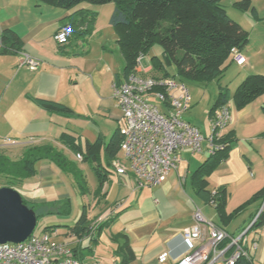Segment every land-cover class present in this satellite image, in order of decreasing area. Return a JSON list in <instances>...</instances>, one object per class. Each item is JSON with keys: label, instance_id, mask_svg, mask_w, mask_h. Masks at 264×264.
<instances>
[{"label": "crops", "instance_id": "1", "mask_svg": "<svg viewBox=\"0 0 264 264\" xmlns=\"http://www.w3.org/2000/svg\"><path fill=\"white\" fill-rule=\"evenodd\" d=\"M83 9L90 10V7ZM72 13V10L65 11L33 0H0V36L3 31L10 30L21 41L19 52L0 56V149L9 158L13 156L14 161L27 149L45 145L66 156L63 151L70 150L61 143L62 134L74 137L82 150V141L86 144L101 139L105 145L119 128L120 113L115 106L112 87L125 81L124 59L121 70L116 71L111 54L104 57L106 48L97 57H90L88 39L95 23L90 34L69 37L66 44H57L53 37L65 27L64 20ZM24 55L38 62L35 71L20 65ZM138 70L142 77H162L161 73L152 74L151 67ZM35 99L55 102L71 115L49 113L37 106ZM253 104L235 111L236 118L242 121L251 114ZM232 127L230 124L224 133L232 130L236 138ZM185 151L190 152H181L177 168L161 185L143 189L136 188L130 175H116L111 165L105 160L103 163L100 154L106 179L95 201V211L100 217L106 209L119 203L120 208L112 216H115L113 222L99 233L81 240L70 234L66 226L59 229L48 225L45 228L52 229L45 231L43 228L40 234L53 235L54 241L65 244L70 255L75 254L82 264H120L121 258L115 256L114 251L122 240H113L115 235L127 236L135 254L129 264H160L158 259L164 253L167 259L163 264H176L186 253L181 234L193 225L196 210L228 236H238L248 229L256 214L260 210L264 212V197L251 202L234 218L222 221L213 207L197 198L194 190L192 176L208 159L206 149L200 155L206 152L207 158L201 163L195 161L192 169L191 162L183 158ZM34 169L35 176L19 183L26 190L18 193L26 205L34 208L36 216L53 215L44 208L49 203L68 200V180L48 161L36 163ZM251 170L249 156L241 146L232 144L226 159L207 177L211 192L217 188L226 191V216L264 190V171ZM37 192L40 194L36 195ZM244 249L252 264H264V220L259 226L249 228Z\"/></svg>", "mask_w": 264, "mask_h": 264}, {"label": "trees", "instance_id": "2", "mask_svg": "<svg viewBox=\"0 0 264 264\" xmlns=\"http://www.w3.org/2000/svg\"><path fill=\"white\" fill-rule=\"evenodd\" d=\"M36 3L59 8L65 11L72 10L64 20L66 27H70V38L86 36L91 33L96 20V13L79 8L82 3L90 5H114L109 18V25L116 32V44L122 55L125 66L123 75L126 78L133 73L137 60L147 54L149 49L157 43L161 48L159 61L152 58V71H159L162 77L173 78L180 82L191 80L197 83H208L218 79L227 62H234L233 52H241L246 46L247 33L226 15L220 0H33ZM234 7L242 10H251L256 16L255 8L251 7L249 0L235 2ZM0 56L17 53L21 49V41L17 35L5 30L0 36ZM173 68L176 76L171 77L166 68ZM154 78V77H153ZM157 78V77H155ZM175 79V78H174ZM183 83V82H182ZM158 91V89H156ZM264 93V76L250 75L236 89L233 102L237 110H241L254 102ZM34 102L43 110L64 116L71 113L63 106L48 100L35 99ZM229 96L227 89L220 88L219 96L209 112L227 106ZM264 112V107H262ZM228 127V126H227ZM227 129V128H226ZM123 136L117 129L110 137L107 144L103 145L101 139L93 143H86L84 150L75 143V138L62 134L60 141L72 153H80L83 161L91 162L97 178L96 195L101 193L102 185L106 179V169L100 164V154L103 151L105 161L110 165L117 158ZM236 141L234 131L223 133L216 140V145L223 149L208 155V159L192 176L194 190L197 198L206 205L215 209L219 218L228 221L239 214L254 200L264 197V190H260L252 199L226 216L224 207L227 194L224 188H217L213 192L208 189L207 177L216 168L219 162L226 159L231 145ZM40 161H48L58 169L67 172L74 171L68 159L52 146L45 145L27 149L19 160H11L3 151H0V177L17 180L35 176L34 166ZM23 204H25L24 200ZM46 207L54 208L50 214L67 215L70 210L69 201L61 200L47 204ZM30 209H34L30 207ZM116 215V214H115ZM115 217V216H114ZM95 226H91L86 211L83 209L80 217L73 226H66L70 234L81 240L99 233L113 222V218ZM40 217L37 215V220ZM264 220L262 212L251 228L259 226ZM215 225V224H214ZM52 228H45V231ZM221 229V228H220ZM45 233V232H44ZM115 256L121 258L120 264H129L135 254L129 246L127 236L115 235L113 240H119ZM71 257L79 261L75 254ZM80 262V261H79ZM82 263V262H80ZM235 264H252L249 259L240 258Z\"/></svg>", "mask_w": 264, "mask_h": 264}, {"label": "built area", "instance_id": "3", "mask_svg": "<svg viewBox=\"0 0 264 264\" xmlns=\"http://www.w3.org/2000/svg\"><path fill=\"white\" fill-rule=\"evenodd\" d=\"M70 35V27L65 26L53 39L57 44L64 45ZM233 60L239 67L246 64L245 57L238 51L233 52ZM20 65L35 71L38 62L24 55ZM139 68L140 58L133 73L122 84L112 87L120 113L118 130L123 136L120 151L125 164L115 158L110 165L116 175H130L136 188L143 189L161 185L177 168L183 150L200 154L205 148L208 155H213L223 149L215 142L229 125L230 113L227 106L215 109L209 116V135L204 137L197 127L183 120L191 100L185 84L174 78L142 77ZM75 158L80 161L82 155L76 153ZM119 208L118 203L112 210L108 209L97 224L109 220ZM261 213L262 210L256 214L249 228ZM249 228L238 236H228L196 210L193 225L181 234L186 253L176 264H235L240 258L248 259L244 248ZM166 259L167 253H164L158 262L163 264ZM0 264L82 263L71 257L65 244L52 240L50 234L36 235L33 232L22 243L0 245Z\"/></svg>", "mask_w": 264, "mask_h": 264}, {"label": "rangeland", "instance_id": "4", "mask_svg": "<svg viewBox=\"0 0 264 264\" xmlns=\"http://www.w3.org/2000/svg\"><path fill=\"white\" fill-rule=\"evenodd\" d=\"M241 1L243 0H220V5L224 8L228 18L238 24L247 33L248 42L241 51L247 63L239 67L231 61L227 62L222 75L218 79L211 80L208 83L183 80L182 82L187 87L191 97L190 109L183 115V120L197 127L204 137H207L210 131L209 112L219 96L220 88L227 89L229 96L227 107L231 118L229 125L231 124V127L233 126L234 128H232L236 131V141L233 145L241 146L244 154L247 157L249 156L252 163L251 171H264V112L262 110L264 106V93L254 101L252 113L247 115L242 121L235 116V111H237V109L233 102L236 89L248 76H264V0H250L251 7L256 10V16L252 15L250 9L245 11L234 7L235 2ZM87 6L90 7V10L97 12L95 26L93 25L94 31L88 39L90 57H97L99 53H101L100 51L106 48L108 53L105 52L104 57L111 54V58L114 61L111 63L115 65L116 71H120L123 64V57L116 44V32L109 25V18L114 9V5L110 3L95 6L82 3L77 7L83 8ZM153 57L162 61L161 48L157 43L149 49L147 54L140 57V66L143 68H150L152 66L151 59ZM166 70L171 77L176 76V72L172 67L166 68ZM152 72V74H156V72L158 73L159 71ZM173 78L176 79L177 77ZM152 102L155 103L154 100H152ZM97 121L102 120L97 119ZM0 143H2L1 140ZM83 143L84 141L81 142L84 150L85 144ZM0 151L3 150L0 149ZM63 153L66 155L65 157L74 170L68 171V173L60 169L57 170L63 174L65 180H68L67 185L69 186H67L66 189L68 190L67 199L69 201L70 210L67 215L53 214L40 217L34 230V234L36 235H39L43 228L48 225H53L59 229L65 226H73L80 217L83 209L88 213L89 220L91 221L90 225L92 227L97 225L98 219L100 218L97 217L98 215L96 216L97 211H95V201L98 199L100 193L98 195L95 194L98 184L94 165L88 161L77 160L72 151L67 152V150H64ZM12 157H10V159L15 160ZM183 158L191 162L192 169L195 161L201 163L207 156L206 152L200 155L198 153L192 154L185 151ZM101 159L103 163H105L103 152H101ZM117 159L125 164L122 158V151H119ZM0 188H11L20 193L26 190V188L19 186L17 180L4 177H0ZM38 194L40 193L37 192L36 195ZM26 206L30 208L28 205ZM112 208L113 207H110L111 210ZM44 209L45 212H53L54 210V208L50 207ZM106 211L108 212V209L104 212L107 214ZM52 240H55V237L52 238Z\"/></svg>", "mask_w": 264, "mask_h": 264}, {"label": "water", "instance_id": "5", "mask_svg": "<svg viewBox=\"0 0 264 264\" xmlns=\"http://www.w3.org/2000/svg\"><path fill=\"white\" fill-rule=\"evenodd\" d=\"M36 225V214L23 204L19 193L11 188H0V245L24 242Z\"/></svg>", "mask_w": 264, "mask_h": 264}]
</instances>
